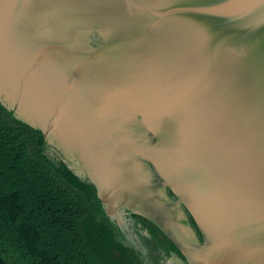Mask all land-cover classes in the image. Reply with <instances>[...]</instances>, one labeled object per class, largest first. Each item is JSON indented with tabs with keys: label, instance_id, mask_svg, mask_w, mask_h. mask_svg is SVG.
<instances>
[{
	"label": "water",
	"instance_id": "obj_1",
	"mask_svg": "<svg viewBox=\"0 0 264 264\" xmlns=\"http://www.w3.org/2000/svg\"><path fill=\"white\" fill-rule=\"evenodd\" d=\"M0 105L166 264H264V0H0Z\"/></svg>",
	"mask_w": 264,
	"mask_h": 264
},
{
	"label": "trees",
	"instance_id": "obj_2",
	"mask_svg": "<svg viewBox=\"0 0 264 264\" xmlns=\"http://www.w3.org/2000/svg\"><path fill=\"white\" fill-rule=\"evenodd\" d=\"M47 151L41 132L0 105V264H157L159 248L184 259L157 226L131 214L142 228L137 247L106 216L95 187Z\"/></svg>",
	"mask_w": 264,
	"mask_h": 264
},
{
	"label": "flooded vegetation",
	"instance_id": "obj_3",
	"mask_svg": "<svg viewBox=\"0 0 264 264\" xmlns=\"http://www.w3.org/2000/svg\"><path fill=\"white\" fill-rule=\"evenodd\" d=\"M125 219L128 220V217H125ZM129 223H130V225H129V227H130V226H131V222H129ZM129 229H130V228H128L127 226H125V227L122 226V230H123L124 232H127V233H128V232H129V231H128ZM126 230H127V231H126ZM140 231H141V230H140ZM128 236H129V235H128ZM127 238L129 239L130 237H127ZM135 239H137V238L133 237V241H132L133 243H134V240H135ZM129 240H131V238H130ZM137 241H138V240L135 241V245H137V247H139V246L141 247V245H140L139 242H138L139 244H137ZM165 255H166V254H165ZM165 259L167 260V257L163 256V257L160 259L159 263L157 262V264H166V263H165V262H166ZM168 259H170V257H168ZM170 260H172V259H170Z\"/></svg>",
	"mask_w": 264,
	"mask_h": 264
}]
</instances>
